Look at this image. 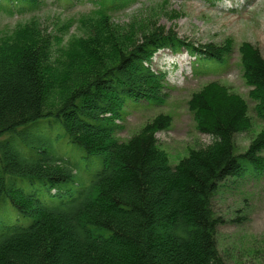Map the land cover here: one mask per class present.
Masks as SVG:
<instances>
[{
  "label": "trees",
  "instance_id": "trees-1",
  "mask_svg": "<svg viewBox=\"0 0 264 264\" xmlns=\"http://www.w3.org/2000/svg\"><path fill=\"white\" fill-rule=\"evenodd\" d=\"M39 1L0 0V8L21 13ZM97 1L83 38L53 42L35 21L0 35V202L33 218L27 228L0 232V264H225L212 199L228 179L264 175V135L242 153L234 139L251 126L247 103L216 84L195 93L189 110L213 142L174 167L156 139L170 128L169 115L126 142L115 134L128 104L162 101L166 77L151 67L159 51H185L197 60L194 70L201 62L211 71L226 66L232 46L196 45L151 20L111 25L108 9L131 0ZM240 56L264 121V56L251 44ZM43 124L50 127L37 130ZM59 131L82 158H102L79 189L78 165L61 151ZM19 181L43 190L26 191Z\"/></svg>",
  "mask_w": 264,
  "mask_h": 264
},
{
  "label": "rangeland",
  "instance_id": "rangeland-1",
  "mask_svg": "<svg viewBox=\"0 0 264 264\" xmlns=\"http://www.w3.org/2000/svg\"><path fill=\"white\" fill-rule=\"evenodd\" d=\"M97 0H40L24 12L6 13L0 8V35L16 26L35 21L42 37L53 42L83 38L95 21ZM111 25L124 27L156 22L158 28L174 32L179 38L196 45L230 43L232 52L223 69L204 71L205 67L185 51H159L152 60V70L165 74L162 101L158 104H128L123 119L117 123L115 138L126 142L140 134L160 114L169 115L168 130L156 134L157 144L166 152L171 166H176L192 150H201L213 142L211 136L198 130L188 102L195 93L216 84L228 94L242 98L248 105L250 128L235 136L238 152H245L259 136L264 135V121L256 115V102L250 97L241 66L240 48L251 44L264 56V0H131L124 7L108 9ZM204 71V72H202ZM47 124L37 130L48 129ZM37 127L34 126L32 130ZM59 147L78 165L81 175L79 189L102 168V158H82V153L69 144L59 131ZM28 152V151H26ZM30 156L35 154L31 152ZM264 156V152H263ZM1 170V167H0ZM26 191H42L41 183L19 181ZM78 191V190H77ZM69 196V194H66ZM45 202L57 200L45 195ZM216 217L223 220L217 230V248L225 264H264V175L261 178L228 179L212 199ZM33 218H25L9 203L0 202V232L11 227L27 228Z\"/></svg>",
  "mask_w": 264,
  "mask_h": 264
}]
</instances>
